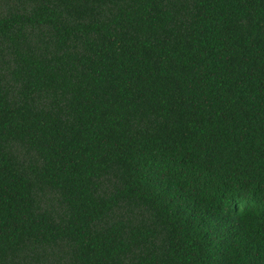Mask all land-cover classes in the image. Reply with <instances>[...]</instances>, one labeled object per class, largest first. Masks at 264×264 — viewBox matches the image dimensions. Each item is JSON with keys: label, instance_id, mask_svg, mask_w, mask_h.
Wrapping results in <instances>:
<instances>
[{"label": "trees", "instance_id": "16d2710c", "mask_svg": "<svg viewBox=\"0 0 264 264\" xmlns=\"http://www.w3.org/2000/svg\"><path fill=\"white\" fill-rule=\"evenodd\" d=\"M0 264H264V0H0Z\"/></svg>", "mask_w": 264, "mask_h": 264}]
</instances>
